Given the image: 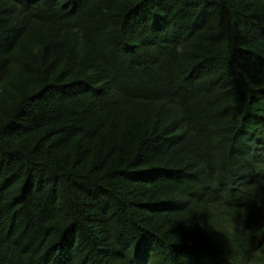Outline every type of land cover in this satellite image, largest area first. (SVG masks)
Wrapping results in <instances>:
<instances>
[{
	"label": "trees",
	"instance_id": "obj_1",
	"mask_svg": "<svg viewBox=\"0 0 264 264\" xmlns=\"http://www.w3.org/2000/svg\"><path fill=\"white\" fill-rule=\"evenodd\" d=\"M264 264V0H0V264Z\"/></svg>",
	"mask_w": 264,
	"mask_h": 264
},
{
	"label": "clouds",
	"instance_id": "obj_2",
	"mask_svg": "<svg viewBox=\"0 0 264 264\" xmlns=\"http://www.w3.org/2000/svg\"><path fill=\"white\" fill-rule=\"evenodd\" d=\"M249 264H259V260L257 259L255 255L250 257Z\"/></svg>",
	"mask_w": 264,
	"mask_h": 264
}]
</instances>
